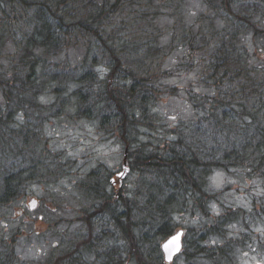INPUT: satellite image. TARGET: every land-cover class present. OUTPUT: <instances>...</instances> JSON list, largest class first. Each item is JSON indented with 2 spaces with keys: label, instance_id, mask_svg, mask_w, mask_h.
Listing matches in <instances>:
<instances>
[{
  "label": "trees",
  "instance_id": "16d2710c",
  "mask_svg": "<svg viewBox=\"0 0 264 264\" xmlns=\"http://www.w3.org/2000/svg\"><path fill=\"white\" fill-rule=\"evenodd\" d=\"M4 1L13 14L3 18L0 26V55L7 42L15 46V53L11 76H0V206L20 195L24 174L26 179L54 177L51 170L41 169L36 155L39 135L16 131L12 119L18 113L27 117L30 113L53 115L52 108L43 106L38 97L46 89L48 75L52 76L51 83L60 87L62 80L55 77L48 60L67 48L95 41L109 64L110 84L103 90L97 89L94 64L89 63L88 56L64 74L79 84L74 92L79 114L100 116L97 109L103 107L107 115L102 117V126L112 124V134L125 148L135 145L128 166L135 175L133 190L116 197L106 188V179L112 175L103 178L93 170L80 186L89 203L82 210L81 236L64 254L46 264H73L74 257L83 253L92 255L94 264H119L117 236L123 237V253L133 256L137 264H165L149 244L154 239L166 240L175 232L174 214L206 213L207 203L214 197L208 186L214 170L244 165L264 175V119L262 124L255 117L264 107L260 104L264 87L260 84L249 97L259 74L247 69V51L241 45L253 30L252 17L264 15V5L257 0H201L211 14L200 15L190 27L174 26L175 34L165 47L159 45L165 32L154 26L160 7L152 0H102L91 7L92 15L74 24L66 23L59 11L66 10L70 2L83 0H58L63 1V7L35 0ZM87 3L94 4V0ZM120 35L127 37L118 41ZM174 41L181 43L179 47L214 93L209 98L188 92V101L197 112L196 121L175 129L174 138L150 148L140 141V131L154 128L158 122L151 106L167 89L161 82L166 78L161 68ZM55 92L59 94L60 89ZM231 116L247 122L238 127ZM110 179L108 186L114 188ZM105 219L117 236H101ZM230 219L234 218L229 214L217 217L205 228L206 233L219 236L222 224ZM215 251L210 254L214 264H237L224 247ZM12 253L13 249L6 248L0 264H10Z\"/></svg>",
  "mask_w": 264,
  "mask_h": 264
},
{
  "label": "rangeland",
  "instance_id": "374dc122",
  "mask_svg": "<svg viewBox=\"0 0 264 264\" xmlns=\"http://www.w3.org/2000/svg\"><path fill=\"white\" fill-rule=\"evenodd\" d=\"M55 1L35 0L37 3L64 6L63 1ZM88 1L90 0L70 2L66 10L59 11V15L63 16L66 23L74 24L78 19L92 15L91 7L101 4L102 0H94V4L87 3ZM152 1L154 6L160 7L161 12L156 16L154 26L160 33L165 32L159 41L160 47L169 44L172 34H175L174 26L180 28L182 24L190 27L200 15L211 14L201 0ZM257 2L264 5V0ZM163 7L167 9H162ZM12 14L5 1L0 0V26L3 18L11 17ZM252 26V32L247 33L241 44L247 51V69L259 74V85L256 82V87L250 89L252 93L249 92V97L255 88H260V84L264 87V15L253 16ZM1 29L0 27V31ZM126 37L120 35L117 40H124ZM180 44L179 41H174V48L168 50L161 68L166 72V78L161 82L167 89L161 94L159 102L151 106V112L158 122L154 128L148 127L140 131V141L148 143L150 148H153L152 145L161 144L165 139L174 138L172 131L175 129H181L180 127L196 121L197 112L188 101V92L193 91L209 98L214 93L210 83L205 84L202 81L204 78L199 68L192 65V59L187 57L184 49L179 47ZM14 53L15 46L11 42L4 44L1 49L0 76L3 79L11 76ZM85 56L89 57L91 65L94 64L97 89L106 88L110 84L107 79L109 64L106 56L95 41L82 43V46L67 48L58 57L48 60L53 64L51 70L57 74L55 77L62 80V83L60 87L51 83L52 76L48 75V84L38 101L43 106L52 108L53 115L47 112L41 116L30 113L27 117L18 113L12 119V128L16 131L23 129L25 132L28 130L26 133L34 131L39 135L36 155L40 159L41 169L51 170L54 177L26 179L24 174L20 181V195L10 204L0 206V256L6 248L13 249L10 264H46L51 258H59L81 236L84 229L82 210L89 203L80 191V186L88 180V175L94 170L103 175V178L107 175H112L111 179L115 178L122 170L125 153L129 169L135 145L125 148L112 134V124L102 126V117L107 115L103 107L97 109V115L100 116L81 115L76 107L74 92L78 90L79 84L77 79L65 77L64 74L78 65ZM147 63L146 61L145 65ZM253 75L251 72L250 76ZM56 88L60 89L59 94L55 92ZM171 89L176 92L172 93ZM262 103L264 104V97L260 104ZM0 104H3L1 96ZM251 104L246 103L245 106L249 107ZM255 117L258 123L263 124L260 121L264 119L263 106L262 112L258 110ZM230 120L237 121L238 127L240 123L247 122L235 120L233 116ZM108 179L106 188L116 197L133 190L135 175L130 169L122 183L116 184L114 188L108 186ZM208 186L214 197L208 201L206 213H181L172 216L174 231H184L182 251L172 264H214L210 254L221 247L229 251L230 260L237 264H264V175L244 165L220 168L209 176ZM32 200L37 205L30 210L29 204ZM225 214L233 216L234 219L222 224V233L219 236L206 233L205 228L217 217ZM108 221L105 219L101 224V236H117L112 233V226L110 227L111 223L108 224ZM163 241L154 239L148 247L164 263L160 250ZM115 242L116 248H119L116 257L119 264H137L133 256L123 253V237L117 236ZM74 261L73 264L95 262L93 256L87 253L77 255Z\"/></svg>",
  "mask_w": 264,
  "mask_h": 264
},
{
  "label": "water",
  "instance_id": "95a60500",
  "mask_svg": "<svg viewBox=\"0 0 264 264\" xmlns=\"http://www.w3.org/2000/svg\"><path fill=\"white\" fill-rule=\"evenodd\" d=\"M121 168V172L115 175V178H112L110 180V184L112 187H114L116 184L120 185L129 172V169L127 168L126 153L124 154ZM36 205L37 202L35 200H32L29 204V209H35ZM183 235V230H177L175 233H173L170 237H168L160 244V250L162 252L165 264H172L175 257H177L181 253L183 246Z\"/></svg>",
  "mask_w": 264,
  "mask_h": 264
}]
</instances>
